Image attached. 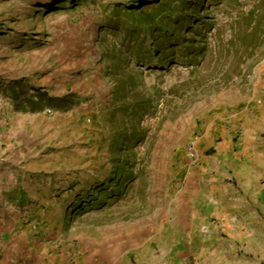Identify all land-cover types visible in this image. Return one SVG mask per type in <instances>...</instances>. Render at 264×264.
Segmentation results:
<instances>
[{"label": "rangeland", "instance_id": "obj_1", "mask_svg": "<svg viewBox=\"0 0 264 264\" xmlns=\"http://www.w3.org/2000/svg\"><path fill=\"white\" fill-rule=\"evenodd\" d=\"M47 88L77 93L32 112ZM20 128L51 156L29 164L46 224L107 225L125 248L153 236L156 258L133 264H264L260 226L253 244H211L212 259L155 242L191 140L201 157L228 138L239 157L264 149V0H0V135Z\"/></svg>", "mask_w": 264, "mask_h": 264}, {"label": "crops", "instance_id": "obj_2", "mask_svg": "<svg viewBox=\"0 0 264 264\" xmlns=\"http://www.w3.org/2000/svg\"><path fill=\"white\" fill-rule=\"evenodd\" d=\"M46 91L53 98L77 93L73 88ZM0 136L2 142L17 139L12 143L14 150L0 145V264H133L146 256L156 258L151 247L153 236L125 248L122 243H109L107 225L76 234L77 230L64 221L46 224L43 204H32L46 198L30 178L38 168L29 165L30 160H43L44 151L28 130H8ZM209 141L205 138L202 146L208 147ZM214 149L213 154L199 155L196 170L185 167L183 178L173 181L180 187L179 194L174 196L155 238L159 249L165 252L168 247L171 256L185 257L196 246H206V255L212 259L217 253L211 244H253L256 227L264 229L259 217V205L264 202V149L257 141L244 142L239 157L229 138ZM48 159L51 156L43 161ZM58 194L54 192L53 197Z\"/></svg>", "mask_w": 264, "mask_h": 264}, {"label": "trees", "instance_id": "obj_3", "mask_svg": "<svg viewBox=\"0 0 264 264\" xmlns=\"http://www.w3.org/2000/svg\"><path fill=\"white\" fill-rule=\"evenodd\" d=\"M182 3H192V0H179ZM171 9V8H168ZM172 10H168L167 13V18H171V19H175L176 21H181V19L179 17H174L173 15H171ZM39 101L38 103L35 104V106L32 108V112L36 113V112H43L46 108H51V109H55V110H62L64 108V103H65V98H53L50 97L48 94H40L39 95Z\"/></svg>", "mask_w": 264, "mask_h": 264}, {"label": "built area", "instance_id": "obj_4", "mask_svg": "<svg viewBox=\"0 0 264 264\" xmlns=\"http://www.w3.org/2000/svg\"><path fill=\"white\" fill-rule=\"evenodd\" d=\"M49 116L54 115L53 110L47 109L45 111ZM201 158L198 153L197 141L191 140L185 147V162L188 170H196L199 166Z\"/></svg>", "mask_w": 264, "mask_h": 264}, {"label": "clouds", "instance_id": "obj_5", "mask_svg": "<svg viewBox=\"0 0 264 264\" xmlns=\"http://www.w3.org/2000/svg\"><path fill=\"white\" fill-rule=\"evenodd\" d=\"M47 109H51V108H46L45 111H46ZM51 110H53V109H51Z\"/></svg>", "mask_w": 264, "mask_h": 264}]
</instances>
